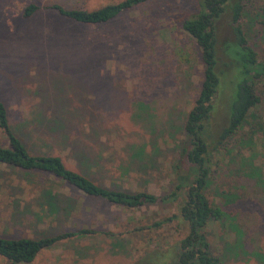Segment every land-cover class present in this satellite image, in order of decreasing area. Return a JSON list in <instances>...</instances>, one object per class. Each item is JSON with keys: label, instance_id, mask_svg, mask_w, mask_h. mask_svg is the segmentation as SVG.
I'll list each match as a JSON object with an SVG mask.
<instances>
[{"label": "rangeland", "instance_id": "obj_1", "mask_svg": "<svg viewBox=\"0 0 264 264\" xmlns=\"http://www.w3.org/2000/svg\"><path fill=\"white\" fill-rule=\"evenodd\" d=\"M120 1L0 0V101L10 123L22 125L19 136L32 154L59 156L67 169L107 189L159 196L177 182L182 124L202 80L198 48L181 29L197 0L145 3L99 25L45 8L91 11ZM30 4L41 9L23 18ZM243 4L242 29L260 59L264 0ZM215 28L218 41L230 39L225 16ZM255 90L260 102L248 125L208 156L205 194L225 217L205 233L222 264H264L252 256H264L263 196L244 176L254 167L264 179V80ZM208 127L218 131L217 117ZM140 148L141 163L133 157ZM41 190L51 191L54 203L41 204ZM176 214L175 203L126 210L51 176L0 165L1 237L93 230L56 242L28 264H170L164 250L181 237L180 223L141 228ZM0 264L11 263L0 257Z\"/></svg>", "mask_w": 264, "mask_h": 264}, {"label": "trees", "instance_id": "obj_2", "mask_svg": "<svg viewBox=\"0 0 264 264\" xmlns=\"http://www.w3.org/2000/svg\"><path fill=\"white\" fill-rule=\"evenodd\" d=\"M156 1L122 0L91 11L66 10L57 5L45 8L75 23L99 25L136 6ZM243 8V0H197L195 11L181 21V29L198 48L202 80L182 124L184 141L174 166L177 182L167 194L155 196L140 190L125 192L107 189L93 183L82 172L67 169L59 156L32 154L19 136L22 125L10 123L1 101L0 133L5 144L0 145V165L51 176L86 196L126 210L175 203L176 215L141 229H156L178 221L181 237L164 250L170 264H222L221 259L211 253L205 233L210 222H220L225 217L222 208L212 205L205 194L209 182L208 156L210 152L219 150L222 144L234 140L242 127L248 125V118L253 116L260 102L255 84L264 80V53L257 59L254 50L248 45L241 24ZM39 9L30 4L23 9L22 17L28 18ZM223 16L227 19L231 37L218 41L215 24ZM226 88L229 94L223 96ZM213 117H217L218 131L215 133L208 127ZM54 124L58 125L56 121ZM142 149L133 155L139 163L144 153ZM82 159L87 162L85 158ZM244 176L261 190L264 205V179L258 169L250 167ZM39 199L41 204L51 205L55 198L51 196V191L41 190ZM232 227L235 226L232 224ZM92 233L93 230L82 228L39 239L0 236V257L11 264H28L40 251L51 248L56 242ZM153 251H149V254L158 257ZM159 256L162 258L164 254ZM252 256L264 261V256L258 253L253 252ZM162 264L167 262L163 261Z\"/></svg>", "mask_w": 264, "mask_h": 264}]
</instances>
